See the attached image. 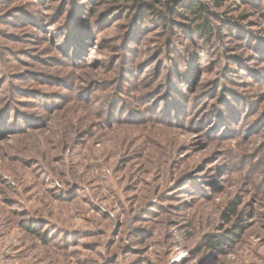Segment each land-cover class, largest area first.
<instances>
[{
	"label": "rangeland",
	"instance_id": "1",
	"mask_svg": "<svg viewBox=\"0 0 264 264\" xmlns=\"http://www.w3.org/2000/svg\"><path fill=\"white\" fill-rule=\"evenodd\" d=\"M162 1L0 0V264H264V0Z\"/></svg>",
	"mask_w": 264,
	"mask_h": 264
},
{
	"label": "trees",
	"instance_id": "2",
	"mask_svg": "<svg viewBox=\"0 0 264 264\" xmlns=\"http://www.w3.org/2000/svg\"><path fill=\"white\" fill-rule=\"evenodd\" d=\"M137 2L141 1V0H135ZM188 10L190 11V13L192 14V16L196 17L197 19H201L202 22L197 24L195 27V32L196 33H202L205 36H208V34L212 33V25H211V21L209 20L208 17V8L207 5H204L202 2H200L199 0H188ZM221 1L222 0H213V2H215L217 7H221ZM181 2V0H163L162 3L165 4V6H167V8L169 10H172L174 6L179 5V3ZM167 17H164V21H167ZM167 24V23H164ZM233 232V231H231Z\"/></svg>",
	"mask_w": 264,
	"mask_h": 264
}]
</instances>
